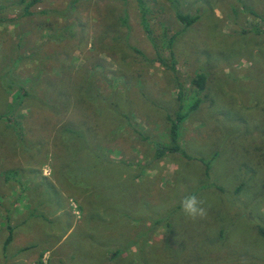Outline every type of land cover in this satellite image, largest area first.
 Returning a JSON list of instances; mask_svg holds the SVG:
<instances>
[{"label":"rangeland","instance_id":"obj_1","mask_svg":"<svg viewBox=\"0 0 264 264\" xmlns=\"http://www.w3.org/2000/svg\"><path fill=\"white\" fill-rule=\"evenodd\" d=\"M27 1L0 0V225L13 224L15 254L6 264H264V0H176L196 16L186 28L173 0H142L153 41L138 0H41L23 15ZM171 34L174 72L151 61ZM89 72L128 118L119 126L86 107L87 142L113 163L76 187L53 135L63 118H81ZM180 85L183 106L199 99L180 126L191 159L155 158ZM20 88L31 93L22 101ZM93 158L84 152L81 164ZM192 193L204 219L180 210Z\"/></svg>","mask_w":264,"mask_h":264},{"label":"trees","instance_id":"obj_2","mask_svg":"<svg viewBox=\"0 0 264 264\" xmlns=\"http://www.w3.org/2000/svg\"><path fill=\"white\" fill-rule=\"evenodd\" d=\"M23 1V0H20ZM41 0H28L27 3H25L23 9V15H30L31 11H29V8L33 6L36 3H39ZM141 16H140V22L143 27L144 32L149 37L150 40L153 41L149 29L147 27V23L145 21V8L143 7L142 0H138ZM173 6L175 7V17L177 21L181 24L182 28L188 27L194 20L196 19L195 15H189L187 13H182L177 10V4L176 0H173ZM121 20L124 21V17L121 18ZM164 37L166 36V33L163 34ZM174 38V34L169 35L164 40V47L163 52L166 54L165 57H161V55L157 51L155 52L154 57L151 58L152 62H158L165 68H169L172 72L175 71V61L173 57V51L171 48L172 41ZM135 51L142 54L138 49H134ZM85 85L82 87L80 91V107L81 109H84L82 111L81 118L78 121L73 120H66L63 118L57 125L54 127V135L53 138L56 141V145L59 142V146L54 148L56 150H59L63 152L64 158L67 159L63 161V165L65 167V180L67 183L71 186L76 187H88L89 184L81 177V175L90 170H94L97 168H103L107 167V165H110L113 163L111 159L107 157V154L104 152L96 151L94 148H92L88 142L87 138L90 136L89 133V127L85 124V127L83 126L84 123L90 121L89 114L86 113V107L92 108L94 110L97 109V112L106 111L113 113L117 118L118 121H116V125L122 126L124 125V122H120L119 117L121 118H128L126 115L125 108L121 107L119 99H117L112 94H106L102 93L100 90L97 89V86L95 84L96 77L94 73H88L86 77L84 78ZM204 79L205 75L201 72H198L193 75L191 78V84L193 85L195 92H198L199 90L203 89L204 86ZM34 86H30V89H33ZM31 93H29L28 89L23 90V88H20V91L18 93L20 97V101H22L23 97L28 96ZM176 98L179 102L182 99V92H181V85L180 88L176 92ZM199 104L198 97L194 96L193 99L186 104V106H183L182 103H178L177 107L172 113H165L164 120L167 123L166 127V143L162 144L158 141H154V157L160 158L165 152H174L178 153L180 156L191 159V156L188 155L183 148V146L180 143V126L181 123L184 121V119L187 117V114L195 110L196 107ZM60 107L64 114L68 115V107L69 104H64L63 101L60 103ZM53 108H56L55 106ZM52 109V108H51ZM60 111L58 108L56 109V112ZM102 111V112H103ZM61 112V111H60ZM78 124V125H77ZM67 151H62L60 148H64ZM84 152H87L88 154H93V163L91 165L85 166L81 164V159L83 157ZM59 153V152H58ZM62 155V154H61ZM59 155V156H61ZM59 157H57V162H59ZM208 162L204 161V174H207L208 170ZM7 180V178H6ZM113 189L117 187V184L112 183ZM112 193L114 195H118L119 192L112 190ZM8 234L6 236L5 243H8L11 240V229L9 226H7Z\"/></svg>","mask_w":264,"mask_h":264},{"label":"clouds","instance_id":"obj_3","mask_svg":"<svg viewBox=\"0 0 264 264\" xmlns=\"http://www.w3.org/2000/svg\"><path fill=\"white\" fill-rule=\"evenodd\" d=\"M181 212L191 220L204 219L207 216L205 201L195 193L184 195L180 200Z\"/></svg>","mask_w":264,"mask_h":264},{"label":"crops","instance_id":"obj_4","mask_svg":"<svg viewBox=\"0 0 264 264\" xmlns=\"http://www.w3.org/2000/svg\"><path fill=\"white\" fill-rule=\"evenodd\" d=\"M9 225L6 224L5 222L3 223V225H0V228L3 227V229H6L5 232L1 231L0 229V264L8 263L10 259L13 258V256L15 255L12 254L13 253L12 244L14 242V233L12 231H14V227L13 224H9ZM7 226H9L11 229V240L8 243H5L6 236L8 234ZM16 247H15V252H17V250H20L21 252L25 246H16Z\"/></svg>","mask_w":264,"mask_h":264}]
</instances>
